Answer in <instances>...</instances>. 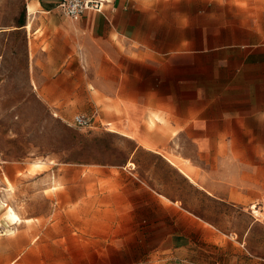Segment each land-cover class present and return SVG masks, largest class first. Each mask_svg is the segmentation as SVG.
Segmentation results:
<instances>
[{
	"label": "rangeland",
	"instance_id": "obj_1",
	"mask_svg": "<svg viewBox=\"0 0 264 264\" xmlns=\"http://www.w3.org/2000/svg\"><path fill=\"white\" fill-rule=\"evenodd\" d=\"M7 2L0 0V8ZM207 2L209 14L222 13L213 6L218 3L261 4L256 14L264 19V0ZM52 15L33 28L30 74L16 47L7 55L0 45V264H168L162 261L167 253L157 250L162 230L151 227L160 215L142 204L147 194L137 180L238 242L244 254L224 255L217 247L209 254L220 263L264 264L262 158L256 157L261 170L254 172L253 188L252 173L242 167L248 157L233 154L243 141L190 139L182 103L174 139L159 145L176 168L148 152L131 157L135 141L109 126L103 103L90 97L86 59L67 40L72 20ZM95 107L90 128L70 125L75 114L93 115ZM232 190L250 191L255 201H221ZM9 207L21 223L7 218Z\"/></svg>",
	"mask_w": 264,
	"mask_h": 264
},
{
	"label": "crops",
	"instance_id": "obj_2",
	"mask_svg": "<svg viewBox=\"0 0 264 264\" xmlns=\"http://www.w3.org/2000/svg\"><path fill=\"white\" fill-rule=\"evenodd\" d=\"M108 1L102 13L87 11L78 21H67V40L86 59L87 75L93 77L90 97L103 103L99 109L107 124L135 141L131 157L148 152L176 168L159 145L174 139L177 103H182L190 139L243 141L233 154L248 157L242 167L252 173L248 184L254 188V172L261 170L256 157L264 162V19L256 14L262 5L218 3L213 6L222 13L209 14L207 0ZM59 2L11 0L0 8V45L7 55L16 47L24 73L31 72L33 28L39 18L63 16ZM137 181L147 194L142 204L148 213L160 215L151 227L162 230L157 248L167 253L162 261L223 264L209 255L216 247L224 255L244 254L238 242L217 234L176 198ZM249 192L232 190L221 201L250 205L255 197Z\"/></svg>",
	"mask_w": 264,
	"mask_h": 264
},
{
	"label": "built area",
	"instance_id": "obj_3",
	"mask_svg": "<svg viewBox=\"0 0 264 264\" xmlns=\"http://www.w3.org/2000/svg\"><path fill=\"white\" fill-rule=\"evenodd\" d=\"M108 3V0H60L58 7L65 17L78 21L87 11L102 13L104 5ZM92 123V116L75 114L70 125L76 128H90Z\"/></svg>",
	"mask_w": 264,
	"mask_h": 264
},
{
	"label": "bare ground",
	"instance_id": "obj_4",
	"mask_svg": "<svg viewBox=\"0 0 264 264\" xmlns=\"http://www.w3.org/2000/svg\"><path fill=\"white\" fill-rule=\"evenodd\" d=\"M34 9H35L34 4H30L28 6V12L29 13H31V14L34 13L33 12ZM39 163H40V161H39ZM39 163L36 162L35 164H39ZM13 210L14 209H12L11 207L8 208L7 213H6L7 218L13 223H17V224L21 223L22 220L19 218V216Z\"/></svg>",
	"mask_w": 264,
	"mask_h": 264
}]
</instances>
